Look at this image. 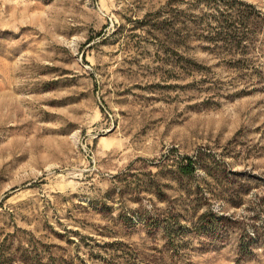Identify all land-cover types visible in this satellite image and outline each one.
I'll use <instances>...</instances> for the list:
<instances>
[{
    "label": "rangeland",
    "instance_id": "rangeland-1",
    "mask_svg": "<svg viewBox=\"0 0 264 264\" xmlns=\"http://www.w3.org/2000/svg\"><path fill=\"white\" fill-rule=\"evenodd\" d=\"M165 1L0 0V244L11 252L23 238L68 264H264V242L237 249L241 234H264V33L254 68L195 41L190 73L185 50L153 29L165 16L146 17ZM243 1L264 13V0ZM183 155L191 177L178 174ZM205 209L235 222L224 242L186 232L185 247L165 250L137 218L179 213L190 227Z\"/></svg>",
    "mask_w": 264,
    "mask_h": 264
},
{
    "label": "trees",
    "instance_id": "trees-1",
    "mask_svg": "<svg viewBox=\"0 0 264 264\" xmlns=\"http://www.w3.org/2000/svg\"><path fill=\"white\" fill-rule=\"evenodd\" d=\"M163 6L164 14L159 11L150 12L146 17L165 16L158 23L159 26L153 29L165 37L168 46L182 47L185 50L180 54L183 70L190 73L200 70L201 65L186 56V51L192 48L191 44L195 41H205L208 45L201 46L202 49L214 55H219L215 52L216 48H224V53L220 55L222 61L230 68L238 71L254 68L251 55L257 48L259 35L264 33V13L253 4L243 0H166ZM196 168L195 158L189 155L181 156L177 169L179 175L191 177ZM231 203L235 205L239 202ZM183 217L187 216L173 212L144 213L137 216L148 236L154 237L161 233L165 240V250H179L185 247L181 238L186 232H194L210 241L224 242L228 230L235 227V222L228 216L217 214L211 209H205L197 216L192 213L188 219L185 218L190 222V227L179 222ZM245 234H241L238 239L237 249L242 257H246L250 243L264 242V234L256 228L252 235ZM180 240L182 244H177ZM23 241V238H18V246L13 252L6 241L0 244V264H68L62 257L57 259L49 256L44 261L43 254L37 251L34 242L28 240L29 244L24 246Z\"/></svg>",
    "mask_w": 264,
    "mask_h": 264
}]
</instances>
